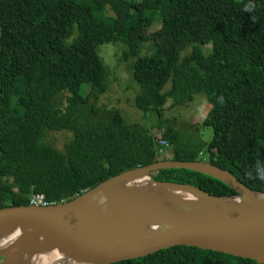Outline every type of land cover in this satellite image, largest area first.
<instances>
[{"label": "trees", "instance_id": "16d2710c", "mask_svg": "<svg viewBox=\"0 0 264 264\" xmlns=\"http://www.w3.org/2000/svg\"><path fill=\"white\" fill-rule=\"evenodd\" d=\"M155 24L159 30L149 33ZM0 30V209L29 206L34 195L68 202L124 172L204 161V154L264 193V0H0ZM112 43L125 46L139 85L135 106L156 118L152 129L93 103L109 90L100 47ZM198 94L212 106L202 123L213 129L209 144L197 129L184 132L165 118ZM49 132L72 139L57 149ZM153 178L237 194L190 170ZM117 264L258 263L175 246Z\"/></svg>", "mask_w": 264, "mask_h": 264}, {"label": "water", "instance_id": "95a60500", "mask_svg": "<svg viewBox=\"0 0 264 264\" xmlns=\"http://www.w3.org/2000/svg\"><path fill=\"white\" fill-rule=\"evenodd\" d=\"M184 169L216 178L237 194L218 197L153 174ZM147 178L150 191L129 187ZM175 246L264 264V193L209 162L164 160L110 178L75 199L0 209V264H34L58 254L73 264H117Z\"/></svg>", "mask_w": 264, "mask_h": 264}, {"label": "rangeland", "instance_id": "374dc122", "mask_svg": "<svg viewBox=\"0 0 264 264\" xmlns=\"http://www.w3.org/2000/svg\"><path fill=\"white\" fill-rule=\"evenodd\" d=\"M108 14L112 15L110 11ZM159 28L160 25L155 24L149 33H154ZM124 49L125 46L122 43L104 44L100 47V56L112 74L109 81V90L104 95L97 97L96 102L93 101V103L99 108L108 106L120 110L128 124H142L152 129L151 127L156 123V118L152 115L145 116L135 106V97L139 93V85L133 81L131 62L125 61L123 57ZM184 54L186 55L188 52L186 51ZM170 87L171 83L167 89ZM169 106H171V103L168 104ZM211 108L212 106L206 96L198 94L194 96L192 103L185 107L167 109L165 118L171 120L169 126L181 129L184 132L190 128L193 130L197 129L198 132L200 131V139L202 142L209 144L213 139L214 132L211 127H202V123L207 118ZM152 132L155 133L153 130ZM71 139L72 134L69 132H49L47 137V141L50 144L61 150L64 149L65 145ZM201 158L204 162H208L207 155L204 154Z\"/></svg>", "mask_w": 264, "mask_h": 264}, {"label": "bare ground", "instance_id": "6f19581e", "mask_svg": "<svg viewBox=\"0 0 264 264\" xmlns=\"http://www.w3.org/2000/svg\"><path fill=\"white\" fill-rule=\"evenodd\" d=\"M128 186L144 191H150V182L147 178L135 182H129ZM35 260L34 264H73V262H67L58 254L37 256Z\"/></svg>", "mask_w": 264, "mask_h": 264}, {"label": "built area", "instance_id": "2783aa9c", "mask_svg": "<svg viewBox=\"0 0 264 264\" xmlns=\"http://www.w3.org/2000/svg\"><path fill=\"white\" fill-rule=\"evenodd\" d=\"M160 146L162 148H164V147H168L169 144L166 141H161L160 142ZM162 151H163V149L160 150L161 153H162ZM30 203H31V205H34V206H47V205H49L43 195H35V196H33L31 198Z\"/></svg>", "mask_w": 264, "mask_h": 264}, {"label": "clouds", "instance_id": "9594fccd", "mask_svg": "<svg viewBox=\"0 0 264 264\" xmlns=\"http://www.w3.org/2000/svg\"><path fill=\"white\" fill-rule=\"evenodd\" d=\"M248 10H250L249 8H245V11H248ZM167 148V147H166ZM164 149V148H163ZM259 179H260V181L262 182V183H264V175H261L260 177H259ZM35 196V195H34ZM49 205H50V203H48ZM30 205H31V203H30ZM32 206H34V205H32ZM48 206V205H47Z\"/></svg>", "mask_w": 264, "mask_h": 264}]
</instances>
